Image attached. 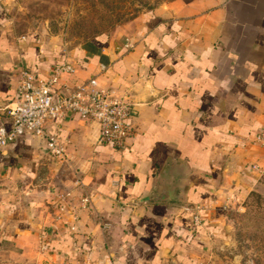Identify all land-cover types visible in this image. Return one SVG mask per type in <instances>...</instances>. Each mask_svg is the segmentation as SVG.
<instances>
[{
	"label": "crops",
	"instance_id": "crops-1",
	"mask_svg": "<svg viewBox=\"0 0 264 264\" xmlns=\"http://www.w3.org/2000/svg\"><path fill=\"white\" fill-rule=\"evenodd\" d=\"M128 26V27H127ZM67 51L15 34L0 1V103L64 60L137 103L122 149L56 120L69 162L25 134L0 150V264H203L263 174L264 0H172ZM119 33V34H118ZM11 118L0 105V127ZM161 187L168 200L143 201Z\"/></svg>",
	"mask_w": 264,
	"mask_h": 264
},
{
	"label": "rangeland",
	"instance_id": "rangeland-1",
	"mask_svg": "<svg viewBox=\"0 0 264 264\" xmlns=\"http://www.w3.org/2000/svg\"><path fill=\"white\" fill-rule=\"evenodd\" d=\"M13 32L67 51L123 31L172 0H0ZM128 27V26H127ZM119 34V33H118ZM264 168V159H263ZM203 264H264V170L256 190L231 205Z\"/></svg>",
	"mask_w": 264,
	"mask_h": 264
},
{
	"label": "built area",
	"instance_id": "built-area-1",
	"mask_svg": "<svg viewBox=\"0 0 264 264\" xmlns=\"http://www.w3.org/2000/svg\"><path fill=\"white\" fill-rule=\"evenodd\" d=\"M107 70L102 65L98 74L74 83L71 79L78 68L71 61L64 60L46 76L21 68L15 96L5 107L11 126L0 127V150L29 134L43 139L52 157L68 163L66 144L50 126L56 120L75 119L96 121L101 142L122 149L132 134L134 103L118 87L106 84ZM256 142H264V133L257 135Z\"/></svg>",
	"mask_w": 264,
	"mask_h": 264
},
{
	"label": "water",
	"instance_id": "water-1",
	"mask_svg": "<svg viewBox=\"0 0 264 264\" xmlns=\"http://www.w3.org/2000/svg\"><path fill=\"white\" fill-rule=\"evenodd\" d=\"M132 102L134 104L137 103L134 100H132ZM0 105H2L4 107L7 106L6 102H2V103H0ZM168 198H169L168 197V188L167 187H161L157 193L144 197L143 201H165V200H168Z\"/></svg>",
	"mask_w": 264,
	"mask_h": 264
},
{
	"label": "trees",
	"instance_id": "trees-1",
	"mask_svg": "<svg viewBox=\"0 0 264 264\" xmlns=\"http://www.w3.org/2000/svg\"><path fill=\"white\" fill-rule=\"evenodd\" d=\"M100 36H103V38H106V37H107V35L99 34L97 37H95V38H93V39H96V38H98V37H100ZM250 193H251V192H250Z\"/></svg>",
	"mask_w": 264,
	"mask_h": 264
}]
</instances>
